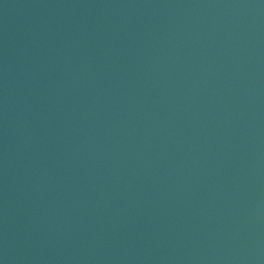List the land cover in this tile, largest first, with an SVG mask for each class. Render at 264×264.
Instances as JSON below:
<instances>
[{"label": "water", "instance_id": "water-1", "mask_svg": "<svg viewBox=\"0 0 264 264\" xmlns=\"http://www.w3.org/2000/svg\"><path fill=\"white\" fill-rule=\"evenodd\" d=\"M0 264H264V0H0Z\"/></svg>", "mask_w": 264, "mask_h": 264}]
</instances>
